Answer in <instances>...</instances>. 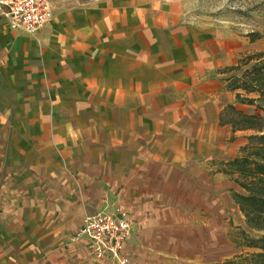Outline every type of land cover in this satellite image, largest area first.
Masks as SVG:
<instances>
[{"label": "crops", "instance_id": "crops-1", "mask_svg": "<svg viewBox=\"0 0 264 264\" xmlns=\"http://www.w3.org/2000/svg\"><path fill=\"white\" fill-rule=\"evenodd\" d=\"M51 4L34 33L0 13V264H107L76 236L117 209L134 264L223 262L264 227L244 193L256 128L228 119L257 118L235 47L177 1Z\"/></svg>", "mask_w": 264, "mask_h": 264}, {"label": "rangeland", "instance_id": "rangeland-1", "mask_svg": "<svg viewBox=\"0 0 264 264\" xmlns=\"http://www.w3.org/2000/svg\"><path fill=\"white\" fill-rule=\"evenodd\" d=\"M51 3L55 0H49ZM65 4H80L93 0H57ZM178 2L182 5L184 14L191 20L199 24L209 34L218 38V42L230 44L235 47L237 67L227 69V74L231 83L230 86H241L246 88L245 95H252L257 100L251 106H255L257 114L256 120L244 121L241 117L230 115L228 119L236 125H251L256 129L249 137L246 156L256 163L264 162V152L259 146H264V0H168ZM263 86L255 90V85ZM262 88V89H261ZM249 90V91H248ZM250 93H248V92ZM251 91H253L251 93ZM243 93V92H242ZM243 93V94H244ZM251 96V97H252ZM242 100V98H240ZM254 111V112H255ZM249 181V179H248ZM246 181L247 187L244 193L264 195V190L259 187L261 181ZM257 187V188H256ZM248 206V203H246ZM253 229L247 226V236L242 231L235 230L233 240L234 245L229 257L219 264H264V252L261 248L254 247L256 240L249 239L248 236L258 238L264 235V227L261 228L255 222ZM256 225H255V224ZM264 224V222L262 223ZM249 245V246H248ZM252 245V246H250Z\"/></svg>", "mask_w": 264, "mask_h": 264}, {"label": "built area", "instance_id": "built-area-1", "mask_svg": "<svg viewBox=\"0 0 264 264\" xmlns=\"http://www.w3.org/2000/svg\"><path fill=\"white\" fill-rule=\"evenodd\" d=\"M0 13L14 29L34 33L52 20L54 8L49 0H0ZM131 227L128 213L117 209L114 213L87 217L76 238H87L92 258L107 264H134L123 252L125 242L131 237Z\"/></svg>", "mask_w": 264, "mask_h": 264}, {"label": "trees", "instance_id": "trees-1", "mask_svg": "<svg viewBox=\"0 0 264 264\" xmlns=\"http://www.w3.org/2000/svg\"><path fill=\"white\" fill-rule=\"evenodd\" d=\"M263 70H264V67L259 69V71H263ZM263 86H260V87H263ZM258 87L259 86L256 84L254 86L255 90H257ZM261 137L264 138V135ZM259 147H260L259 149H261L264 152V146H259ZM256 164L258 168L255 169L249 166H245V170L253 174L254 181H256L257 179H258V182L261 181L260 185L257 187H259L260 190L263 191L264 190V162L259 163V164L256 163ZM246 201L250 202L254 206L252 208L254 209L257 215L261 216L262 221H264V195L257 194L256 197H249L246 199ZM257 242H258V245L260 244L259 246L262 247L264 250V236L259 238Z\"/></svg>", "mask_w": 264, "mask_h": 264}]
</instances>
